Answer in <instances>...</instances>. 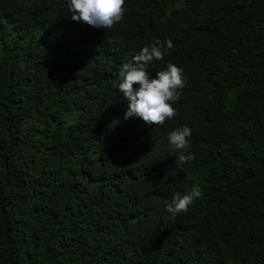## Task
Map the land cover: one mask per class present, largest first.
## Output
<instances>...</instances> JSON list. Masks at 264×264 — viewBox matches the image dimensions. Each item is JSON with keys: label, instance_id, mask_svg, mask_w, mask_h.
Instances as JSON below:
<instances>
[{"label": "trees", "instance_id": "16d2710c", "mask_svg": "<svg viewBox=\"0 0 264 264\" xmlns=\"http://www.w3.org/2000/svg\"><path fill=\"white\" fill-rule=\"evenodd\" d=\"M123 7L97 29L66 0H0V264H264V0ZM157 39L172 47L147 71L183 69L176 112L125 119L120 65Z\"/></svg>", "mask_w": 264, "mask_h": 264}, {"label": "clouds", "instance_id": "9594fccd", "mask_svg": "<svg viewBox=\"0 0 264 264\" xmlns=\"http://www.w3.org/2000/svg\"><path fill=\"white\" fill-rule=\"evenodd\" d=\"M125 0H66L68 17L80 23L99 28H111L122 19ZM172 41L155 40L142 46L130 60L121 63L118 72L117 91L127 101L124 118L138 117L147 124H163L170 120L176 109L173 106L179 97V89L185 84L183 69L172 62L155 74L147 71L153 60L159 61ZM192 129L183 124L167 132L169 151L175 154L177 163H190L194 159L190 137ZM202 195L201 186L192 183L183 192H174L164 201V211L172 217L186 212L194 199Z\"/></svg>", "mask_w": 264, "mask_h": 264}]
</instances>
